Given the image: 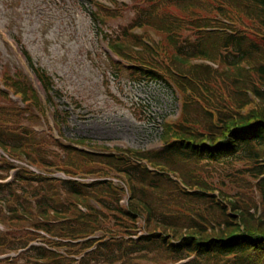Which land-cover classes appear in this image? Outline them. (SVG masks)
Instances as JSON below:
<instances>
[{
  "label": "trees",
  "instance_id": "16d2710c",
  "mask_svg": "<svg viewBox=\"0 0 264 264\" xmlns=\"http://www.w3.org/2000/svg\"><path fill=\"white\" fill-rule=\"evenodd\" d=\"M87 1L100 30L127 6ZM131 2L101 31L111 63L175 89L180 115L158 148L68 138L61 90L14 38L46 98L0 73V264H264V0Z\"/></svg>",
  "mask_w": 264,
  "mask_h": 264
},
{
  "label": "rangeland",
  "instance_id": "374dc122",
  "mask_svg": "<svg viewBox=\"0 0 264 264\" xmlns=\"http://www.w3.org/2000/svg\"><path fill=\"white\" fill-rule=\"evenodd\" d=\"M117 1L127 6L100 30L91 17L95 8L87 0H0V30L15 46L14 38L19 39L61 90L55 102L69 110L63 135L88 139L90 146L158 148L163 144L161 123L179 117L181 96L160 82H132L126 70H117L111 63L118 58L101 31H118L135 14L131 0ZM146 31L155 41L159 39L155 31ZM17 67L22 68L17 53L0 35V73ZM2 103L7 102L0 94ZM47 117L51 120L49 110ZM38 122L36 129L41 130L44 124ZM234 171L233 166L226 168V172ZM136 224L142 227L143 223ZM4 229L0 224V230Z\"/></svg>",
  "mask_w": 264,
  "mask_h": 264
},
{
  "label": "water",
  "instance_id": "95a60500",
  "mask_svg": "<svg viewBox=\"0 0 264 264\" xmlns=\"http://www.w3.org/2000/svg\"><path fill=\"white\" fill-rule=\"evenodd\" d=\"M12 45V44H11ZM13 46V45H12ZM22 57V63H23V65H24V67L25 68H27V65L24 63V61H23V56H21Z\"/></svg>",
  "mask_w": 264,
  "mask_h": 264
}]
</instances>
